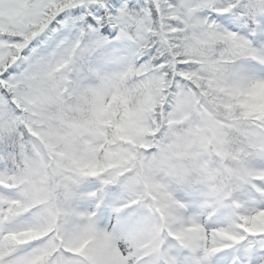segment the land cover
<instances>
[{"label": "snow or ice", "instance_id": "1", "mask_svg": "<svg viewBox=\"0 0 264 264\" xmlns=\"http://www.w3.org/2000/svg\"><path fill=\"white\" fill-rule=\"evenodd\" d=\"M0 264H264V0H0Z\"/></svg>", "mask_w": 264, "mask_h": 264}]
</instances>
